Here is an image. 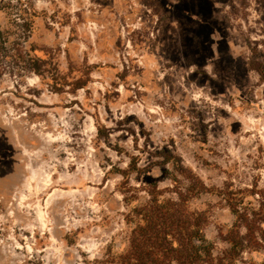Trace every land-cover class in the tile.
Wrapping results in <instances>:
<instances>
[{
    "label": "rangeland",
    "instance_id": "obj_1",
    "mask_svg": "<svg viewBox=\"0 0 264 264\" xmlns=\"http://www.w3.org/2000/svg\"><path fill=\"white\" fill-rule=\"evenodd\" d=\"M25 9L30 53L1 58L0 264H106L129 243L121 191L176 199L194 176L222 256L234 216L213 190L264 194V0H0L10 56ZM257 236L238 264H264Z\"/></svg>",
    "mask_w": 264,
    "mask_h": 264
},
{
    "label": "trees",
    "instance_id": "obj_2",
    "mask_svg": "<svg viewBox=\"0 0 264 264\" xmlns=\"http://www.w3.org/2000/svg\"><path fill=\"white\" fill-rule=\"evenodd\" d=\"M28 13L26 9L21 12L22 23H18L21 33L18 41L12 45L15 53L11 56L6 52L9 37L1 33L0 77L3 76L1 58L4 55L6 58L14 56L20 61L24 59V53H30L28 47L36 13ZM31 51H34L32 46ZM30 60L34 63L33 70L40 74V66L36 65L40 60L32 57ZM100 133L104 134L102 129ZM138 171V162L133 159L130 172ZM183 173H186L185 170ZM120 174L127 177L128 172L120 171ZM130 190L126 188L121 191L126 205L131 206L125 218L130 229L128 247L120 253L107 252L106 264H238L247 249L259 244L257 233L264 232V202L258 209L247 207L248 197L259 194L264 199L262 191L237 190L232 185L213 190L225 201L234 216V223L225 239L229 247L222 256L217 257L214 244L205 234L206 215L192 210L189 204L193 197L210 192L201 179L194 176L186 192H177L176 199L165 197L163 191L153 186L147 192L148 199L135 205L138 198L128 195ZM243 229L245 233H242Z\"/></svg>",
    "mask_w": 264,
    "mask_h": 264
},
{
    "label": "flooded vegetation",
    "instance_id": "obj_3",
    "mask_svg": "<svg viewBox=\"0 0 264 264\" xmlns=\"http://www.w3.org/2000/svg\"><path fill=\"white\" fill-rule=\"evenodd\" d=\"M213 33H214V31H211V32L209 33V35L212 36ZM226 43H227V38H226V40H225L224 43H219V45H224V44H225V46H226V51H229L228 44H226ZM214 44H215V43H213V42L210 44L211 49L213 48V45H214Z\"/></svg>",
    "mask_w": 264,
    "mask_h": 264
}]
</instances>
